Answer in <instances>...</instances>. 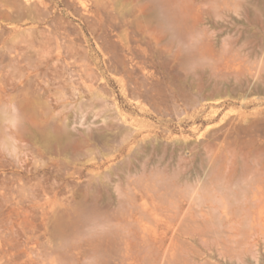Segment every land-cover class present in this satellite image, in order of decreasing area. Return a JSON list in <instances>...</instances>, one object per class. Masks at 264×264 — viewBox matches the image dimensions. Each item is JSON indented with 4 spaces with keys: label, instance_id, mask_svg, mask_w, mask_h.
<instances>
[{
    "label": "rangeland",
    "instance_id": "1",
    "mask_svg": "<svg viewBox=\"0 0 264 264\" xmlns=\"http://www.w3.org/2000/svg\"><path fill=\"white\" fill-rule=\"evenodd\" d=\"M23 2L24 7L17 8L0 0V114L15 117L0 130V183L8 187L3 194L10 199L3 204L5 215L15 209L20 213L15 217L17 224L20 218L30 217L32 225L24 232L15 224L16 232L11 234L0 225V264H49L50 253L38 242L55 247L57 240L50 231L56 215L79 223L76 229L83 230L84 239L99 238V231H103L98 228L100 223L103 228L107 222L104 233L120 229V235H127L139 222L147 235L167 231L166 248L178 226L167 225L178 200L185 208L193 205V219L183 225L187 236L175 233L182 241L176 245L183 247H175V257L182 258L165 264H264V0H163L160 23L139 15L141 2L128 0L117 10L116 22L129 36L131 50L126 53L132 57L130 74L114 69L99 47L96 20L84 11L90 0H72L70 6L71 0ZM155 30L158 40L147 35ZM44 40L53 47L35 69L31 64H39L42 55L35 52L38 46L34 43ZM7 44L22 49L25 57L16 64L24 71L10 65L17 53ZM220 57L224 63H218ZM164 61L170 63L169 71L160 66ZM213 62L219 65L217 69L213 70ZM145 76L152 77L154 84L159 79L156 84L160 88L157 85L154 89L152 83L150 89L149 83L143 85ZM171 81L177 82L176 87ZM23 100H34L53 130L69 123L74 140L88 139L96 147L89 157L95 156L96 164H83L85 156L73 160L72 150L54 156L35 144L29 136L35 125L29 116L20 117ZM115 120L125 122L127 129L110 130L109 123ZM21 123H25L24 128ZM76 169L80 173L72 174ZM179 184L182 188L177 196L183 188L186 191L184 197L177 198L174 189ZM80 188L88 193L82 205L87 211L81 206L83 213L74 210L80 201ZM133 204L142 205L147 216L141 211L134 217L127 215ZM203 209H209L207 225L204 217L195 213ZM102 213L106 215L103 218ZM137 215L145 218L136 222ZM96 217L99 220L95 221ZM87 218L97 223L96 234H87ZM116 218L119 221L115 222ZM123 220H132L134 225ZM198 223L203 224L199 230ZM201 231L207 235L198 234ZM70 237L63 241L64 248L79 242L81 236ZM57 242L62 244V240ZM105 245H96V254L88 247L80 263L109 264L106 256L115 259L124 251L118 243L114 245L117 252L113 244ZM103 249L106 254L113 250V256L100 251ZM181 259L186 260L179 262Z\"/></svg>",
    "mask_w": 264,
    "mask_h": 264
},
{
    "label": "bare ground",
    "instance_id": "2",
    "mask_svg": "<svg viewBox=\"0 0 264 264\" xmlns=\"http://www.w3.org/2000/svg\"><path fill=\"white\" fill-rule=\"evenodd\" d=\"M139 2H141L139 5H138V11H139V15H141L143 18H146V19H150L151 21H153V22H157V23H160V21H161V18H160V11H161V9H162V6H163V0H138ZM238 1V0H237ZM42 2H43V0H41V4H42ZM8 3L9 4H11V5H14L15 7H17V8H23L24 7V2H23V0H8ZM127 3H128V0H90V6L87 8H85L84 9V11H85V14L88 16V17H92L94 20H96V25H97V32H98V39H99V42H100V44H99V47L101 48V50L108 56V58L110 59V61H111V63H112V66L114 67V69H117V71H119V70H123V71H125V72H127V73H131V71H132V69H133V67H132V61H131V58L132 57H129V55H127V53H126V50H128V51H130L131 50V46H130V44H129V36H128V33L127 32H124V30H120V29H118V25H117V22H116V19H117V17H118V13H116L117 12V10L120 8V7H124V6H126L127 5ZM227 3H229V2H227ZM231 4H232V2H230ZM236 3V2H235ZM71 4H73V2H72V0H71V2H69V6L71 5ZM229 5V4H228ZM235 5V4H234ZM115 6H116V8H115ZM237 7V6H236ZM183 8V7H182ZM115 12V13H114ZM261 12V11H260ZM261 14V13H260ZM257 18V17H256ZM256 20V19H255ZM177 30H178V28H177ZM258 30V29H257ZM178 32V31H177ZM182 32H183V30L181 31V34H182ZM185 32V31H184ZM158 32H156V30L153 32V33H149V34H147V35H149V36H152V38H154V39H156V40H158V35H159V33L157 34ZM258 34V33H257ZM181 37V36H180ZM184 37V36H183ZM262 41V40H261ZM6 44V43H5ZM8 45V44H7ZM34 45L36 46H38V48H36L35 49V52L38 54V55H42L40 58H41V60H40V63L39 64H31V67H33V68H35V69H37V68H39L40 66H41V62L42 61H44L45 60V58L43 57V56H45V57H47L46 56V54L45 53H50L51 52V50H52V47H53V45H52V43H50L49 41H46V40H44V41H41V42H38V43H34ZM205 45V44H204ZM208 45V44H207ZM9 46V45H8ZM263 46V45H262ZM10 47V50H15L14 52H15V54L17 53V55H14V57H13V60H11L12 61V63L10 64V65H12L13 64V67L17 70H22V71H24V68L23 67H21L20 68V66H18L16 63H18V61L21 59V58H23V56L25 57V55H23V51H22V49H17L15 46H9ZM205 48V47H204ZM264 48V47H263ZM171 49V48H170ZM190 51H192V49H189ZM204 50V49H203ZM208 49H205V51H207ZM187 51H188V49H187ZM209 51V50H208ZM189 52V51H188ZM263 52V51H262ZM206 53V52H205ZM209 53V52H208ZM194 54V53H193ZM202 54V52L200 53V55ZM206 55H207V53H206ZM209 55V54H208ZM207 55V56H208ZM261 55V54H260ZM195 56H197V53H196V55ZM216 56V55H215ZM214 56V57H215ZM12 57V56H11ZM192 57V56H191ZM194 57V56H193ZM87 58V57H86ZM147 58V57H146ZM150 58H152V61H154L155 62V58L154 57H151L150 56ZM189 58H190V56H189ZM261 58V57H260ZM214 59V58H213ZM87 60V59H86ZM219 60H221V57H220V59H217V61H218V63H222V62H220ZM223 60V59H222ZM213 61V60H212ZM211 61V62H212ZM229 61V60H228ZM260 61V60H259ZM215 62V61H214ZM214 62H213V64H211L213 67V70H214V68L215 69H217L218 68V64L216 63V64H214ZM224 63V62H223ZM229 63V62H228ZM260 63V62H259ZM226 64V63H225ZM225 64L223 65V66H225ZM262 64V63H261ZM160 66H162V67H164V70L166 69L167 71H169L170 69H171V65H170V63L169 62H160ZM261 68V67H260ZM171 72V71H170ZM215 72H216V70H215ZM126 73V74H127ZM260 74V73H259ZM170 75V74H169ZM169 75H167V77L169 76ZM171 76V75H170ZM146 78H147V76H145ZM144 77V78H145ZM259 77V76H258ZM144 78H142V79H144ZM145 78V80H146V82L144 81V80H142V81H144V83H143V85H145V86H148V85H146V83L148 84L149 83V85L152 83V77H150L151 78V80H149L148 78L146 79ZM172 78V77H171ZM170 78V79H171ZM175 78V77H174ZM174 78H172V80L174 79ZM157 79V78H156ZM156 79H155V81H156ZM261 79V78H260ZM159 80V79H158ZM157 80V81H158ZM175 80H176V78H175ZM258 80V79H257ZM262 80V79H261ZM154 81V80H153ZM156 81V82H157ZM156 82H155V84L154 83H152V84H154V86L153 85H150V87L148 86L147 88H151L152 86L154 87V89L156 88V87H158L159 85L158 84H156ZM172 82V84H175V81H171ZM170 82V83H171ZM261 82V81H260ZM169 83V82H168ZM169 83V84H170ZM172 84H170V85H172ZM176 84H177V82H176ZM176 84H175V87H176ZM158 85V86H157ZM201 85V84H200ZM156 86V87H155ZM161 86V85H160ZM160 86H159V88H160ZM164 86V85H163ZM174 86V85H173ZM178 86V85H177ZM152 87V88H153ZM172 87V86H171ZM161 88H163V87H161ZM179 88V87H178ZM148 89V90H149ZM176 90H177V88H175ZM174 89V90H175ZM180 89V88H179ZM177 90V92L179 93V92H181L182 90L180 89V90ZM183 89V88H182ZM151 90H153V89H151ZM148 91V93H150L151 92V95H152V91ZM159 92H160V90H159ZM174 93V91L172 92V94ZM176 93V92H175ZM160 94V93H159ZM161 94H162V92H161ZM164 94V93H163ZM167 94V93H166ZM180 94V93H179ZM150 95V94H149ZM149 95H147V96H149ZM160 96V95H159ZM167 96V95H166ZM165 96V97H166ZM163 98V97H162ZM168 98V97H167ZM36 99V98H35ZM171 99V98H170ZM169 99V100H170ZM24 101V100H23ZM23 101H21V105H20V103H19V105L22 107V108H20V109H22L21 111H22V113L23 114H21V112H19V116H20V114L22 115V116H20L21 118H24V116L26 117V115L27 116H29V119L31 120V122L33 123V125H35L34 127H33V130L31 131V133L29 132V130L30 129H27L28 130V132L30 133V137H32L33 139L32 140H34V142H35V144L37 143V144H39V145H41V146H43V147H45V149L50 153V154H52V155H54V156H61V155H63V154H65L66 152H68V151H71L72 150V152H73V155H74V157L75 158H73V160H77V159H79L80 157H82V156H85V157H87V160H85V162L83 163V164H86V163H92V164H96V162H94L95 161V156L93 157V158H89L91 155H92V153H94V150H95V146L91 143H89L87 140L88 139H79V140H74V138L72 137V135H71V133H70V125H69V123H66V124H64L63 126H61L58 130H56L55 131V129L53 130V128H52V126H50V124H48V123H50V121H48L49 119H48V116L46 115V113L44 114V113H39L38 112V110L36 109L37 107L35 106V104H33L32 102L34 101H32L31 102V100L29 101V102H23ZM27 101V100H26ZM36 101H39L38 99L36 100ZM36 101H35V103H36ZM31 102V103H30ZM38 104H39V102H38ZM66 107V106H65ZM19 109V110H20ZM67 109V108H66ZM1 113V112H0ZM15 120V117L14 116H10V115H8L7 113L6 114H0V130H2V127H4V125L6 126V122H8V121H14ZM23 122H24V120H23ZM26 122H27V118H26ZM53 123V122H52ZM110 123H112V124H110ZM109 123V125H110V127H109V129L110 128H112V129H116V128H121V129H123V127L124 128H126L127 129V127H126V123L125 122H123V121H120V120H115V121H111ZM24 125H25V123H23ZM22 123H21V125H22V127L24 126ZM97 124V123H96ZM21 125H19V127H21ZM27 126V125H26ZM128 126V125H127ZM25 127V126H24ZM23 127V128H24ZM95 127V126H94ZM5 128V127H4ZM26 129V128H25ZM90 129V128H89ZM108 129V130H109ZM112 129H110V130H112ZM130 129V128H129ZM27 130H23L25 133H27ZM73 130V129H72ZM118 130H120V129H118ZM124 131H125V129H123ZM21 131V130H20ZM20 131H18L19 133H20ZM91 131V130H90ZM89 131V132H90ZM121 131V130H120ZM119 131V132H120ZM128 131H130V130H128ZM127 131V132H128ZM137 131V130H136ZM126 133V132H125ZM130 133V132H129ZM20 134H23L22 132L20 133ZM116 134V133H115ZM140 134V133H139ZM8 135V134H7ZM25 135V134H24ZM127 135V134H126ZM22 136V135H21ZM21 136L19 135V137L21 138ZM97 136H99L98 134H97ZM116 136V135H115ZM120 136H122V135H120ZM119 136V137H120ZM125 136V135H124ZM138 136V135H137ZM8 137V136H7ZM103 137H105V136H103ZM127 137V136H126ZM6 138V137H5ZM23 138V137H22ZM101 138V137H100ZM8 139H10L9 137H8ZM8 139H6V143H8V144H12V143H10L9 142V140ZM27 139H30V138H27ZM106 140H107V138H105ZM114 139V138H113ZM113 139H112V141H113ZM115 139H117V138H115ZM2 140V139H1ZM31 140V141H32ZM4 141V140H3ZM30 141V140H29ZM103 141V140H102ZM5 143V144H6ZM25 143V142H24ZM102 143V142H101ZM30 145V144H29ZM106 145V144H105ZM105 145H104V147H105ZM22 146H24V144L22 145L21 144V147ZM25 146H26V148H29V147H27L28 145L27 144H25ZM25 146H24V148H25ZM31 146V145H30ZM37 148V147H36ZM36 152L38 151V149H36L35 150ZM47 151H46V153H47ZM95 152H96V150H95ZM38 153H39V151H38ZM43 153V152H42ZM49 153H47V154H49ZM67 154H69V153H67ZM40 156V155H39ZM81 160V159H80ZM164 170V169H163ZM145 172V171H144ZM80 172L76 169L75 171H73L72 172V174H79ZM135 173V172H134ZM166 174V173H165ZM178 174V173H177ZM150 175V174H149ZM153 174H151L150 176H152ZM176 175V174H175ZM158 176H159V174H158ZM161 176V175H160ZM144 177H146V176H144ZM172 177H173V174H172ZM176 177H177V175H176ZM89 178V177H88ZM130 178V177H129ZM129 178H128V180H129ZM150 178V177H149ZM148 178V179H149ZM152 178V177H151ZM150 178V179H151ZM158 178V177H157ZM167 178V177H166ZM132 179V178H131ZM135 179V178H134ZM156 179V178H155ZM184 179V178H183ZM187 179V178H186ZM93 181V180H92ZM95 181H96V177H95ZM155 181V180H154ZM145 182V181H144ZM142 183L143 185H145V184H148L149 185V183H150V181H149V183ZM167 182V181H166ZM170 182V181H169ZM181 182V181H180ZM179 182V183H180ZM93 183V182H92ZM95 183V182H94ZM93 183V184H94ZM132 183H134V182H132ZM137 183H138V181H137ZM153 183V182H152ZM164 183V182H163ZM171 183V182H170ZM184 183H186V182H184ZM87 184V183H86ZM85 184V185H86ZM155 184V183H154ZM160 184H162V182L160 183ZM187 184V183H186ZM82 185V184H81ZM91 185V184H90ZM98 185V184H97ZM142 185V186H143ZM165 185V184H164ZM172 185V184H171ZM185 185V184H184ZM95 186V185H94ZM152 186V185H151ZM154 186V185H153ZM152 186V187H153ZM167 186H168V184H167ZM180 184L179 185H177L176 187H179L178 189H174V188H172L173 186H170L172 189H174V190H177L176 192H174L175 194L177 193V192H181L180 191V189L182 188H180ZM80 187V186H79ZM81 187H83V186H81ZM86 187V186H85ZM91 187V186H90ZM93 187V186H92ZM146 187H147V185H146ZM161 187V186H160ZM159 187V188H160ZM8 187L4 184H1L0 183V225L2 226V227H4V229H5V231H6V234H11V233H14V232H16V225H18V227L20 226V228L24 231V232H27L28 231V229L30 228V226L32 225V223H31V220H30V217H23V218H20L19 220H18V224L16 223V216L17 215H19L18 214V211H15V209L13 210V209H11L10 211H9V213H8V215L6 214L5 215V213L3 212L4 211V208H3V204L4 203H7V202H10V199H8V197L7 198H5L4 197V194H3V192L4 191H6V190H8L7 189ZM74 188V187H73ZM104 188H106V187H104ZM151 188V187H150ZM154 188H155V186H154ZM81 189V188H80ZM79 189V190H80ZM144 189H145V187H144ZM161 190L163 189V188H160ZM167 189V188H166ZM184 190H182V193H181V195H178V196H183V194H184V191H186V189L185 188H183ZM78 190V191H79ZM82 190V189H81ZM86 190V189H85ZM168 190H170V189H168ZM167 190V191H168ZM13 190H11V192H12ZM77 191V190H76ZM146 191V190H145ZM148 191V190H147ZM154 191V190H153ZM160 191V190H159ZM163 191V190H162ZM171 191L172 190H170V193H171ZM156 192V191H155ZM166 192V191H165ZM164 192V193H165ZM33 192H31V194H32ZM80 193V201L78 202V206L74 209L75 211H81L80 213H83V210L84 211H87V209L85 210L84 209V207L82 206L83 204H84V200H86V198L88 197V193L87 192H84L83 190L82 191H80L79 192ZM153 193V192H152ZM168 193H169V191H168ZM174 193H172V194H174ZM14 194V193H13ZM154 194V193H153ZM159 194H162V193H159ZM171 194V195H172ZM174 194V195H175ZM177 194H179V193H177ZM177 194L175 195L177 198H178V196H177ZM169 195V194H168ZM170 195V196H171ZM173 195V196H174ZM33 196H34V193H33ZM128 196V195H127ZM130 196V195H129ZM154 196H155V194H154ZM161 196V195H160ZM36 197V196H35ZM156 197V196H155ZM161 197H165L164 195L163 196H161ZM160 197V198H161ZM168 196L166 195V198H167ZM184 197V196H183ZM90 198H92V197H90ZM162 198V199H163ZM169 198V197H168ZM94 199V198H93ZM133 200L135 199V197L134 198H132ZM157 200H158V198H157ZM157 200L155 201L156 203H157ZM181 200V199H180ZM34 200H31L30 202L33 204V203H36L35 201L33 202ZM130 201V200H129ZM164 201V200H163ZM20 202V201H19ZM18 202V203H19ZM51 202V201H50ZM119 202H120V200H119ZM122 202V201H121ZM178 204H177V208H175L176 210H172L174 213L171 215V214H169V216L168 217H170V218H168V221H167V225H168V228H173V227H175V225L176 224H178V226H177V228H176V230H175V233L176 232H179V233H182V235L183 236H187L188 235V231H186V230H183V225H184V223L186 222V220H191V219H193V205L192 204H190L188 207H184V205H183V202H182V200L181 201H179L178 200ZM18 203H17V205H18ZM23 203H24V201H23ZM23 203H21V204H23ZM51 203H55V201H52ZM124 203V202H123ZM147 203V202H146ZM165 203V202H164ZM12 204V203H11ZM20 204V205H21ZM71 204V203H70ZM110 204V203H109ZM108 204V205H109ZM118 204H120V203H118ZM122 204V203H121ZM121 204H120V206H121ZM145 204V203H144ZM143 204V205H144ZM5 205V204H4ZM74 205H76V202H75V204ZM32 206V205H31ZM83 207V210H82V207ZM142 205H138V204H133L132 206H131V208L129 209V211H128V213L129 214H127V215H129V216H132V217H134V216H136V214H137V212L139 211H141L140 212V214H146L145 215V217L147 216V212H146V210H144L145 208L144 207H141ZM114 207V206H113ZM119 207V206H118ZM125 207V206H124ZM146 207V206H145ZM10 208V207H9ZM31 208H33V207H31ZM74 208V207H73ZM129 208V207H128ZM162 208V207H161ZM101 209V208H100ZM105 209H106V207H105ZM120 209V208H119ZM119 209H117V210H119ZM24 210V209H23ZM73 210V211H74ZM102 210V209H101ZM123 210V209H122ZM126 210V209H125ZM13 211H15V212H17V213H15L14 212V214H13ZM90 211V210H89ZM96 211V210H95ZM94 211V212H95ZM107 211V210H106ZM114 211V210H113ZM202 211V212H201ZM200 212H195L196 214H197V216H203L204 218H203V221H204V223L206 224V223H208V220H206V216H207V213L209 212V209H207L206 210V212H205V209H203V210H201ZM60 212V211H59ZM100 212V211H99ZM101 212H103V211H101ZM109 212H111V211H109ZM121 212V211H120ZM162 212V211H161ZM62 213V212H61ZM79 213V214H80ZM91 213V212H90ZM98 213V212H97ZM96 213V214H97ZM112 213V212H111ZM111 213H109V219H110V214ZM117 213V211L115 210V213L114 214H116ZM148 213H149V211H148ZM17 214V215H16ZM78 214V215H79ZM95 214V215H96ZM101 214V213H100ZM103 214V213H102ZM139 214V213H138ZM71 215V214H70ZM73 215V214H72ZM77 215V216H78ZM90 215H92V214H90ZM94 215V216H95ZM104 216H102V218L103 217H105L106 215H105V213L103 214ZM112 215V214H111ZM29 216H32V215H29ZM85 217L86 218V216H87V213H86V216H85V214H82V217ZM89 216V215H88ZM99 216V215H98ZM128 216V217H129ZM196 216V215H195ZM18 218H19V216H17ZM65 217V216H64ZM64 217H62V216H57L56 215V218L54 219L55 221H53L54 223H53V227H52V229H51V231H50V236L51 237H53V239H56L57 241L58 240H62V244H58V242L56 241V245H55V247L54 246H52V245H50V244H48L47 242H38V246L40 247V248H42L43 250H45V251H48L47 253H50V258H49V264H81L80 263V256H83V255H85V254H87L89 251H87L88 250V247H92L91 249H93L94 250V252H95V254H96V248H97V246L99 247L100 246V248H103L104 247V245H105V242L106 243H110V244H113V246H112V249L114 250L115 249V247H117L118 245H119V247H121V246H123V249H124V251H123V253H121V254H119L120 256L119 257H115L114 256V258L115 259H113L111 256H113L112 254H110L113 250H110L111 252H109V250H108V252H107V254L105 253V252H103L104 251V249L106 248H104L103 250H100V251H102L103 253H105L106 255H111L110 257L113 259V260H115V264L117 263V264H165V263H168V262H170V260H171V263L173 262V260L176 258H178V259H180V258H182V256H180V257H175V256H178V252L176 251V250H179L178 248L179 247H181L180 246V244L178 243L177 245H176V242L179 240V241H181L178 237H177V235L174 233V235L172 234V238H171V242L169 243V245H168V247H166L165 248V243H166V237H167V231H164V232H162V233H159V232H154L153 234H144V232H142V230L140 229V227H139V225H137V224H140L138 221L141 219H144L142 216V218L141 217H138V215H137V221L136 222H138V223H136V227H134V226H131V225H134V224H131L132 223V220H130V223H129V220H127L128 221V223H125V224H129V226H131L132 228H130L129 229V231H128V234L127 235H125L124 233H122L121 232V234L122 235H120V229H119V231H116L115 233H104V228L106 229V227H108L107 226V222L105 223L106 224V227H103V228H101L102 227V225L103 226H105L104 224H102V223H100L101 225H99V227H98V225H96L97 223H94L95 221H97V220H99V218L98 217H96L97 219L95 220V221H91L90 219H88V220H90L89 221V223H88V226H86L85 225V221H86V219H85V221H84V219L83 218H81L84 222V228H87V229H85L86 230V232H87V234H96V229H97V227L99 228V230H103V231H99V232H101L98 236H99V238L98 237H96V236H94V237H90V238H88V239H84V238H82V236H85V235H83V230L81 231V229L80 230H78V228L76 229V227H79L78 225H79V223H78V225H76V223H73V222H71V221H68V220H66V219H64ZM81 217V216H80ZM93 217V216H92ZM101 217V216H100ZM112 217V216H111ZM113 217H115V216H113ZM113 217H112V219H113ZM65 218H67V217H65ZM75 218V217H74ZM74 218L73 219H71V220H74ZM108 218V217H107ZM130 218V217H129ZM140 218V219H139ZM32 219V218H31ZM80 219V220H81ZM124 219V218H123ZM51 220V219H50ZM80 220H79V222H80ZM198 220V219H197ZM197 220H195V223L197 224ZM34 221V220H33ZM117 221H119L117 218H116V220H115V222H117ZM125 220H123V222H124ZM127 221H125V222H127ZM194 221V220H193ZM199 221V220H198ZM78 222V221H77ZM88 222V221H87ZM86 222V223H87ZM109 222V221H108ZM114 222V221H113ZM134 222V221H133ZM104 223V222H103ZM210 223V222H209ZM16 224V225H15ZM99 224V223H98ZM125 224H123V226L122 227H124V226H126ZM109 225V224H108ZM111 225V224H110ZM201 225H203V224H199L198 223V225L196 226V227H198V230H199V226H201ZM207 225V224H206ZM114 226V225H113ZM119 226V225H118ZM118 226H117V229H118ZM210 226V224H208V226L207 227H209ZM50 227V228H51ZM112 228H115V227H111V229ZM121 228V227H120ZM125 228V227H124ZM124 228H122V229H124ZM202 228V227H201ZM73 229V230H72ZM74 229H75V231H74ZM108 229V228H107ZM111 229H108V231H110ZM121 229V230H122ZM125 229H128V228H125ZM124 229V230H125ZM72 230V234H70V231ZM113 230V229H112ZM116 230V229H115ZM197 229H196V231H198ZM4 231V230H3ZM74 231V232H73ZM202 232H204V231H201V233H198V234H202ZM207 232V231H206ZM206 232H204V233H206ZM3 233H5V232H3ZM73 234H75V237H77V236H81L79 239H80V241L79 242H77V243H75V244H71L70 246H69V248H64L63 246H64V244H63V241H67V240H69V238H71L70 236L71 235H73ZM78 234H81V235H78ZM84 234H85V231H84ZM124 234V235H123ZM5 235V234H4ZM77 235V236H76ZM179 236L181 235V234H178ZM190 235H192V234H190ZM206 235H207V233H206ZM10 236V235H9ZM12 236V235H11ZM88 236V235H87ZM6 237H8V236H6ZM193 237V236H192ZM96 238H98V240L96 241ZM178 238V239H177ZM204 238V237H203ZM32 239V238H31ZM41 240V239H40ZM202 240V239H201ZM32 241V240H31ZM55 241V240H54ZM178 241V242H179ZM184 241H186V240H184ZM183 241V242H184ZM52 242V241H51ZM182 242V241H181ZM116 243H118V245H116ZM97 245V246H96ZM114 245H115V247H114ZM179 245V247L177 248V246ZM223 245V247L226 245H224V244H222ZM103 246V247H102ZM106 246V245H105ZM177 249H176V248ZM222 247V248H223ZM63 248V249H62ZM110 248V247H109ZM182 249H183V247H181ZM184 248H186V247H184ZM224 248H226V247H224ZM118 249V248H117ZM176 249V250H175ZM188 249V248H187ZM191 249V248H190ZM99 249H97V251H98ZM116 250V249H115ZM192 250V249H191ZM190 250V251H191ZM31 251V250H30ZM92 251V250H91ZM90 251V252H91ZM175 251H176V253H175ZM186 251H188V250H186ZM32 252V251H31ZM99 252V251H98ZM115 252H117V250L115 251ZM194 252H196V251H194ZM92 253V252H91ZM114 253V252H113ZM191 253V252H190ZM99 254V253H98ZM115 254V253H114ZM175 254H177V255H175ZM181 254V253H180ZM179 254V255H180ZM192 254H193V252H192ZM198 254V252L196 253V255ZM200 254H202V253H199V255ZM99 255H101V254H99ZM98 255V256H99ZM189 254H187L186 256H188ZM105 256V255H104ZM103 256V257H104ZM184 256V255H183ZM94 257V256H93ZM102 257V256H101ZM100 256H99V260H100V258H101ZM106 257H108V262H114L113 260L112 261H110V259L111 258H109V256H106ZM105 257V258H106ZM200 257H201V255H200ZM105 258H103V259H105ZM120 258V259H119ZM193 258V257H192ZM84 259V258H83ZM89 259V258H88ZM92 259H96L95 257L94 258H92ZM102 259V258H101ZM118 259V260H117ZM175 259V261H177ZM191 259V258H190ZM189 259V260H190ZM182 260H186V259H181L179 262H181ZM188 260V261H189ZM192 260V259H191ZM190 260V261H191ZM101 261H103V260H101ZM105 261V260H104ZM118 261H120V262H118ZM174 261V262H175ZM197 261V260H196ZM85 262V261H84ZM94 262V261H93ZM173 262V263H174ZM178 262V263H179ZM183 262V261H182ZM83 263V262H82ZM101 263H103V262H101ZM100 263V264H101ZM109 263V264H110ZM207 263H209L208 261H207ZM85 264V263H84ZM92 264V263H91ZM97 264H98V262H97ZM112 264V263H111ZM114 264V263H113ZM176 264V263H175ZM204 264V263H203ZM210 264V263H209Z\"/></svg>",
    "mask_w": 264,
    "mask_h": 264
}]
</instances>
